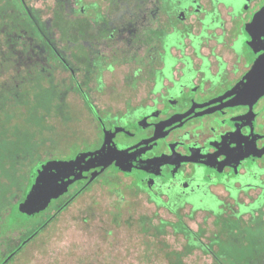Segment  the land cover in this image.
<instances>
[{
	"label": "flooded vegetation",
	"instance_id": "af4514ba",
	"mask_svg": "<svg viewBox=\"0 0 264 264\" xmlns=\"http://www.w3.org/2000/svg\"><path fill=\"white\" fill-rule=\"evenodd\" d=\"M263 7L264 0H0V50L30 65L52 54L68 110L69 98L80 100L79 120L94 130L85 135L93 148L39 163L97 150L107 134L136 156L131 170L112 164L102 174L117 169L158 207L264 211V95L252 104H234L231 95L264 51V35L250 27ZM100 176L74 182L50 206L68 207Z\"/></svg>",
	"mask_w": 264,
	"mask_h": 264
},
{
	"label": "rangeland",
	"instance_id": "374dc122",
	"mask_svg": "<svg viewBox=\"0 0 264 264\" xmlns=\"http://www.w3.org/2000/svg\"><path fill=\"white\" fill-rule=\"evenodd\" d=\"M7 52L0 50L6 68L0 69V113L7 119L11 139L20 149L21 172L29 176L36 161L93 148L96 141L85 135L94 137V130L79 120L80 100L69 98L74 110H68L69 103L56 88L59 83L53 74L60 65L55 57L46 52L39 61L42 64L30 65V61L16 63V56ZM36 57L35 53L31 55ZM40 69L45 72L39 74ZM1 71L8 75L2 77ZM116 171L111 168L101 174L95 184L60 213L57 205L52 204L34 217L28 230L33 231L48 215L55 216L11 264H225L219 240L230 231V227L224 226V218L237 219V207L222 210L221 219L210 211L181 210L182 220L200 234L201 242L208 247V251L195 248L184 253L188 238L173 225L178 222V215L156 206L147 194L137 193L135 184L129 185L131 178L121 175V179ZM220 196L233 202L225 193ZM256 196L252 192L250 197L243 196L242 201L250 203ZM251 218V212L243 213L239 222L252 224ZM256 224L264 234V222L258 220ZM261 238L252 253L245 255L249 264H264V235ZM259 248H263L262 252L255 254Z\"/></svg>",
	"mask_w": 264,
	"mask_h": 264
},
{
	"label": "trees",
	"instance_id": "16d2710c",
	"mask_svg": "<svg viewBox=\"0 0 264 264\" xmlns=\"http://www.w3.org/2000/svg\"><path fill=\"white\" fill-rule=\"evenodd\" d=\"M7 124V119L0 113V170L2 172L0 174V264H11L14 257L27 245L26 243L22 246L23 242L31 236L34 239L45 229L50 223V220L55 217L54 215H48L47 219H43L33 231L31 229L28 230L27 225L34 217L29 220L15 217L14 206L25 199L27 190L33 179L34 170L39 165V161L34 162L29 176L21 172L22 169L20 170L19 168L20 163H22L19 155L20 149L11 139V129ZM57 208L58 213H60L67 206L64 205ZM222 212L221 210L213 211L218 219L222 218ZM247 212L252 213V224L241 225L239 222L241 215ZM257 212L258 214L255 211L241 209L237 219L230 217L224 218V226L230 227V231L224 233V237L219 240L223 247L222 251L225 255V264H249V260L245 255L250 254L249 252L252 253L253 246L255 244L257 245V241L262 239L261 237L264 235L257 229L258 224H256L258 220L264 222V211L258 210ZM176 213L179 220L177 223H173V225L188 238L184 253H189L195 248H203L206 250L208 247L201 242L200 234L194 232L182 220L183 217L180 211H176ZM166 224L168 222H163V225ZM157 231L161 232L162 228H157ZM238 250L240 252H237ZM14 251H16V254L9 261L5 262V259ZM177 256L179 259L181 258L180 253ZM217 256L219 257L220 255Z\"/></svg>",
	"mask_w": 264,
	"mask_h": 264
},
{
	"label": "water",
	"instance_id": "95a60500",
	"mask_svg": "<svg viewBox=\"0 0 264 264\" xmlns=\"http://www.w3.org/2000/svg\"><path fill=\"white\" fill-rule=\"evenodd\" d=\"M261 18H264V7L255 16L251 25ZM261 33L264 35V32ZM231 95H234V104H252L264 95V51L255 59L252 68L235 86ZM135 156L136 151L119 149L106 134L103 145L97 150L80 153L71 160L55 159L39 163L34 170L25 199L14 206V215L29 220L45 211L53 200L67 193L70 185L78 180L89 178V184L112 164L124 171L131 170ZM97 168L100 169L91 172ZM85 172L90 173L84 176ZM72 174L74 177H71ZM32 237L27 238L22 246ZM15 254L16 251L10 254L5 262Z\"/></svg>",
	"mask_w": 264,
	"mask_h": 264
},
{
	"label": "snow or ice",
	"instance_id": "6c2138e0",
	"mask_svg": "<svg viewBox=\"0 0 264 264\" xmlns=\"http://www.w3.org/2000/svg\"><path fill=\"white\" fill-rule=\"evenodd\" d=\"M251 30L259 35L260 32H264V18H261L256 21L253 25L250 26Z\"/></svg>",
	"mask_w": 264,
	"mask_h": 264
}]
</instances>
